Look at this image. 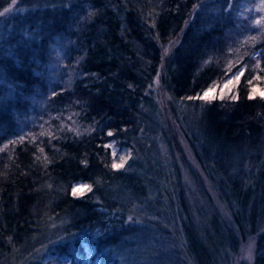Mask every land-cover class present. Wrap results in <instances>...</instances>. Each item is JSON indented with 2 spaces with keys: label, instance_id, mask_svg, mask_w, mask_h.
<instances>
[{
  "label": "trees",
  "instance_id": "1",
  "mask_svg": "<svg viewBox=\"0 0 264 264\" xmlns=\"http://www.w3.org/2000/svg\"><path fill=\"white\" fill-rule=\"evenodd\" d=\"M33 1L34 10L0 16V79L7 86L0 87V259L12 251L27 256L35 235L61 217L69 239L47 245L31 264H82L86 247L111 264H134L124 252L140 254L141 240L126 209L163 202L174 206L194 264H229L239 239L260 224L264 202V0H28V6ZM10 4L0 0V11ZM240 68L232 93L204 102L195 133L184 135L201 171L194 182L186 175L218 217L207 218L204 241L179 185L167 191L170 201H158L159 185L132 159L112 168L119 163L112 152L134 141L157 74L172 98L189 100ZM245 168L248 177L239 172ZM79 182L91 191L73 195ZM114 190L132 201L118 200ZM172 193L180 194L176 209ZM251 264H264V235L255 237Z\"/></svg>",
  "mask_w": 264,
  "mask_h": 264
},
{
  "label": "rangeland",
  "instance_id": "2",
  "mask_svg": "<svg viewBox=\"0 0 264 264\" xmlns=\"http://www.w3.org/2000/svg\"><path fill=\"white\" fill-rule=\"evenodd\" d=\"M37 4L38 2L35 4V1H33L28 6V0H16V4L12 6V10L6 13L2 20L4 21L6 18L8 19L14 15H23L30 10H34L38 7ZM259 18V16L255 18L256 23ZM1 22L0 41L5 37L2 29L3 23ZM260 24V27L264 25V19ZM171 46L167 45L161 48L163 56L161 67H164V64L167 63ZM224 65L229 69L231 61L225 62ZM232 74L230 73L224 81L215 83L218 87H216L214 92L209 94L208 98L199 99L198 97L203 96L209 87L201 95L189 100H176L172 98L160 86L159 74H157L145 91L142 107L139 110L138 117L140 122L137 121L134 141L126 148H115L112 152L115 153V156L113 155L115 160H119L120 156H124L126 160L132 159L134 161L133 167L137 168V172L140 175H147L148 179L150 176L159 185L161 195L158 201H170L167 191L172 192L170 189H173L175 185H179L184 204L187 205L188 203L190 206L191 226L194 232L197 233V236L204 241L206 240L205 231L208 230L207 218L212 221L218 217L215 215V207L205 204L204 201L206 200L200 196L202 188L198 186L199 184L191 183L186 175V172H188L194 182L196 180L193 173L201 177V171L198 169L187 148L184 135L185 131L189 133V136L195 133L196 117L204 102L213 97H222L232 93L237 82L234 81L227 88H224V84ZM0 87L7 88L6 82L2 79H0ZM221 89H223V94L221 93ZM4 94V91L0 88V99L4 97ZM260 156V160L263 161L264 144L261 145ZM186 168H189L190 171H186ZM239 172L243 177L250 175L247 168ZM216 179L217 177L213 174V181L215 182ZM82 185L85 184L79 182L74 184V187ZM114 191L118 193V200L120 198L132 201L130 195L122 193L120 190ZM176 196L177 194L172 193L171 198L176 201L174 203L175 209L178 199L181 201L180 194H178V197ZM212 198L218 208V214L223 215L225 211L224 207L222 205L219 206V204L217 205L214 196ZM147 199L145 201H154V197H148ZM124 203L126 202L124 201ZM141 204H134L132 208L126 209L128 212L127 221L134 228L132 230L136 231L141 240L138 244L140 254L130 251L124 252L128 256L129 261L134 264H194L187 253H185L184 238L181 235L182 225L180 218L176 217L173 212L174 206L167 208L168 204H164L163 202L160 203L162 208L157 205L154 206L151 203ZM177 211L179 212V209ZM260 212L261 216L258 218V221L261 219L260 224L253 227L255 228L254 233L246 231L244 239H239L236 254L234 258H231L229 264H251L255 249V237L264 235V202L262 203ZM63 224L64 222L61 217L53 219L49 225L42 227L39 233L35 235L33 243L30 246L27 245L26 252L29 253L27 256L23 255V258L20 259L16 256V252L12 251L0 259V264H31L33 260H40L44 255V248L47 245L69 239L70 234H62ZM60 228L61 232H59ZM82 264H111V261L109 257L107 258L103 254L94 255L93 251L86 247V256ZM214 264H218V262L215 261Z\"/></svg>",
  "mask_w": 264,
  "mask_h": 264
},
{
  "label": "snow or ice",
  "instance_id": "3",
  "mask_svg": "<svg viewBox=\"0 0 264 264\" xmlns=\"http://www.w3.org/2000/svg\"><path fill=\"white\" fill-rule=\"evenodd\" d=\"M16 4V0H11V5H9V7L4 8L3 11H0V16H4L6 13H9L12 10V6H14ZM259 23V22H257ZM253 39H255L253 37ZM246 67V65H245ZM257 68L260 67L259 61H257ZM244 75V70L240 69L238 70L236 73H233L230 78L226 81V83L224 84V88H227L230 84H232L234 81L235 82H239L241 76ZM256 79H260L259 76L255 77ZM251 81H249L250 83ZM216 87H218V85H216L215 83L212 86H209V88L204 92L203 96L198 97L199 99H206L209 97V94L214 92L216 90ZM221 93L223 94V89H221ZM255 93V89H252V92L249 94V99L254 98L253 94ZM262 96H264V93H262ZM236 97H233V99H235ZM189 99H193L192 97H190ZM113 133L109 132L108 136H112ZM23 139V137H21V140ZM11 143H16V141H12ZM7 147V145H5V148ZM105 147H109V145H105ZM113 155L115 156V153H113ZM126 158L124 156H120L119 157V163L113 162L111 167L114 169H120L124 167V164L126 163ZM88 190L91 191V185H82V186H76L72 188V194L73 195H77L79 193H81L83 190Z\"/></svg>",
  "mask_w": 264,
  "mask_h": 264
}]
</instances>
